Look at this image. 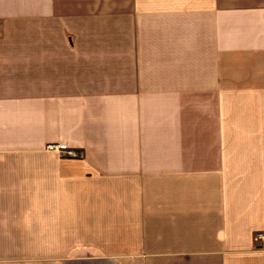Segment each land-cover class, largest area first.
I'll return each mask as SVG.
<instances>
[{
	"label": "crops",
	"instance_id": "1",
	"mask_svg": "<svg viewBox=\"0 0 264 264\" xmlns=\"http://www.w3.org/2000/svg\"><path fill=\"white\" fill-rule=\"evenodd\" d=\"M256 231L264 0H0V264H264Z\"/></svg>",
	"mask_w": 264,
	"mask_h": 264
},
{
	"label": "built area",
	"instance_id": "2",
	"mask_svg": "<svg viewBox=\"0 0 264 264\" xmlns=\"http://www.w3.org/2000/svg\"><path fill=\"white\" fill-rule=\"evenodd\" d=\"M51 148H56L59 150H64L66 153L71 154L72 150L67 146L66 143H60V144H51L49 145ZM253 242L257 246H261L264 244V231H256L253 235Z\"/></svg>",
	"mask_w": 264,
	"mask_h": 264
}]
</instances>
